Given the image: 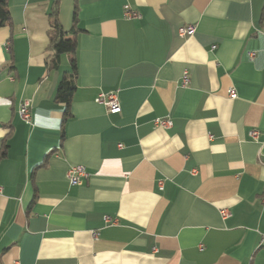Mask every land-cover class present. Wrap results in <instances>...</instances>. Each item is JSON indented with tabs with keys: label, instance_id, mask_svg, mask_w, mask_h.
I'll return each instance as SVG.
<instances>
[{
	"label": "crops",
	"instance_id": "obj_1",
	"mask_svg": "<svg viewBox=\"0 0 264 264\" xmlns=\"http://www.w3.org/2000/svg\"><path fill=\"white\" fill-rule=\"evenodd\" d=\"M54 1L0 29V264H264V0H60L50 69Z\"/></svg>",
	"mask_w": 264,
	"mask_h": 264
},
{
	"label": "trees",
	"instance_id": "obj_2",
	"mask_svg": "<svg viewBox=\"0 0 264 264\" xmlns=\"http://www.w3.org/2000/svg\"><path fill=\"white\" fill-rule=\"evenodd\" d=\"M59 3L60 0H55L51 8V27L49 30L50 49L53 51V56L48 60L50 69H56L59 66V58L63 54H75L77 50L76 32H73V37H68L59 21ZM75 27L78 23L77 8L74 12ZM11 15L9 11V0H0V29L11 25ZM73 70L76 71V61L72 60ZM76 90L74 80H64L58 87L57 101L66 106V115H69V109L73 94ZM8 145L5 142L1 156L7 154Z\"/></svg>",
	"mask_w": 264,
	"mask_h": 264
},
{
	"label": "built area",
	"instance_id": "obj_3",
	"mask_svg": "<svg viewBox=\"0 0 264 264\" xmlns=\"http://www.w3.org/2000/svg\"><path fill=\"white\" fill-rule=\"evenodd\" d=\"M140 15H138L137 12L130 9V7H126L125 9V17L128 19H137ZM195 28L194 27H185L180 30V35L182 37L190 36L194 33ZM184 85H187L189 83V77L188 74L184 77ZM231 96L234 98L235 93L232 92ZM96 102L99 104H103L106 106L109 113L112 114H118L121 112V106L119 105L117 95L115 93L111 94H100L99 97L96 99ZM19 116L21 119H23L26 122L31 121V103L28 100H24L21 102L18 110ZM155 125L159 128L168 129L172 127L173 123L171 119L164 118V119H157L155 121ZM253 137H257L258 133L253 132ZM87 170L84 166H73L71 167L67 172V179L71 185H82L84 180L88 178ZM161 188H163V183H160ZM230 216V212L228 210H225L222 212L223 218H228ZM105 222L110 225H116L118 221L116 219H112L111 217H106ZM20 264V263H16Z\"/></svg>",
	"mask_w": 264,
	"mask_h": 264
}]
</instances>
